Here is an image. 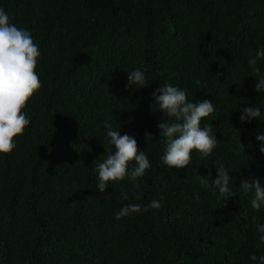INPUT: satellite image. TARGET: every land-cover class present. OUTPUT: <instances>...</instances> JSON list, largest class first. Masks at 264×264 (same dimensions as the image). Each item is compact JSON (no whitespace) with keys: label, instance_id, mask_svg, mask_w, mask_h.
<instances>
[{"label":"trees","instance_id":"16d2710c","mask_svg":"<svg viewBox=\"0 0 264 264\" xmlns=\"http://www.w3.org/2000/svg\"><path fill=\"white\" fill-rule=\"evenodd\" d=\"M0 7L38 45L43 85L24 109L30 126L0 154V264H259L264 208L252 209V194L239 186L249 178L264 186L256 140L264 119L239 117L258 106L264 118L259 77L248 67L264 47V0H0ZM257 67L264 76V59ZM136 68L145 87L126 89ZM165 84L215 109L201 127L213 125L216 148L206 158L193 150L183 169L161 161L158 124L174 118L160 112L153 92ZM105 121L136 139L151 168L135 184L109 182L100 192L94 169L110 147ZM221 164L233 177L227 199L197 179L214 180ZM154 199L159 209L115 219L123 206Z\"/></svg>","mask_w":264,"mask_h":264},{"label":"clouds","instance_id":"9594fccd","mask_svg":"<svg viewBox=\"0 0 264 264\" xmlns=\"http://www.w3.org/2000/svg\"><path fill=\"white\" fill-rule=\"evenodd\" d=\"M41 52L33 41L30 31L19 28L10 22L9 14L0 7V154L8 155L16 148V138L22 136L25 129L30 126L31 120L24 109L28 102L41 90L42 83L36 69ZM264 59V47L258 49L254 56L248 60V67L254 77H259L255 84V90L264 94V76H260L257 62ZM127 88L145 87V71L136 68L128 72ZM153 103L159 106L160 112L174 122L165 119L158 124L160 137L165 138L166 147L161 156L163 165L168 168L183 169L189 166L192 160L193 150L198 151L203 157H209L217 146V137L212 132L213 125L201 127L203 118L214 113L213 102L203 100L193 103L188 100L185 90H181L171 84H165L153 92ZM152 103V104H153ZM264 119L258 106L242 109L239 117L242 123H251L252 119ZM104 127L107 129L106 137L109 148L107 156L102 162L96 164L94 171L98 175V190L105 192L109 182H119L125 179L134 184L151 168V163L144 151L138 149V143L133 136L121 135L119 130H114L108 121ZM151 134H146V136ZM256 140L260 142L259 151L264 154V135L257 134ZM242 145V144H241ZM243 146V145H242ZM244 147V146H243ZM216 178L198 176L200 185L211 191L213 195L219 192L227 199L230 193V183L233 179L223 164L216 167ZM136 187H139L136 184ZM239 188L244 195L252 194L251 207L259 211L264 208V186L260 179L249 178L240 183ZM123 199H127L126 193H121ZM162 199V198H161ZM195 199L199 200L197 193ZM161 200H152L147 207L140 204L123 206L115 213V219L120 220L132 213L159 209ZM260 233L258 240L264 244V224L257 225ZM252 261L257 260L255 254H251ZM259 264H264V255L259 257Z\"/></svg>","mask_w":264,"mask_h":264}]
</instances>
